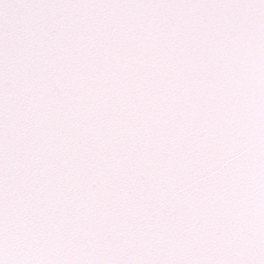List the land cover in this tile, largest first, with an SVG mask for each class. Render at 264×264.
Masks as SVG:
<instances>
[{"label": "snow or ice", "instance_id": "6c2138e0", "mask_svg": "<svg viewBox=\"0 0 264 264\" xmlns=\"http://www.w3.org/2000/svg\"><path fill=\"white\" fill-rule=\"evenodd\" d=\"M0 264H264V0H0Z\"/></svg>", "mask_w": 264, "mask_h": 264}]
</instances>
